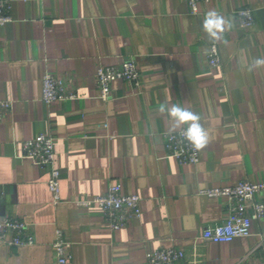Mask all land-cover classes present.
<instances>
[{"label": "crops", "instance_id": "0c3cea01", "mask_svg": "<svg viewBox=\"0 0 264 264\" xmlns=\"http://www.w3.org/2000/svg\"><path fill=\"white\" fill-rule=\"evenodd\" d=\"M12 20L0 26V99L12 110L0 121V217L25 219L33 245L0 244V264H57V229L71 242L68 264H147V251L176 246L179 264L264 261V218L251 234L207 241L203 230L229 216L227 198L203 189L264 180V0H10ZM255 21L239 24L236 9ZM215 10L231 23L210 41L203 20ZM218 44L221 62L209 63ZM136 59L139 85L112 83L100 96L99 65ZM64 79L75 98L46 103L42 77ZM199 114L208 132L197 163L180 164L164 145L170 118L161 105ZM55 137L61 199L47 181L49 166L23 153V141ZM120 183L142 198V215L114 230L99 206L75 200ZM262 198V194H257Z\"/></svg>", "mask_w": 264, "mask_h": 264}, {"label": "built area", "instance_id": "2783aa9c", "mask_svg": "<svg viewBox=\"0 0 264 264\" xmlns=\"http://www.w3.org/2000/svg\"><path fill=\"white\" fill-rule=\"evenodd\" d=\"M193 11L198 9L200 1L211 0H186ZM11 1L0 0V26L12 20ZM239 24L250 27L254 24L253 10L249 7L236 9ZM209 63L217 66L221 62L217 43H213L208 52ZM118 79L128 80L139 85L141 71L136 59L126 58L118 64L99 65L96 69V81L100 89V96L109 99L112 95V83ZM42 97L46 103L75 98L64 79L46 72L42 77ZM12 110V102L0 99V121ZM183 129L174 133H164V145L170 155L176 157L180 164L197 163L200 159V150H194L192 145L180 135ZM23 153L30 157L36 164L49 166L48 187L57 202L61 199V171L55 166L56 147L55 137L48 133H39L23 141ZM202 192L209 196H224L229 206V216L222 223L207 226L202 237L207 241L229 242L238 236L251 234L255 219L264 218V180L251 181L242 179L233 185H223ZM262 194V198H257ZM81 206H99L104 212V217L109 226L117 230L129 221L142 215V198L138 193L126 194L122 191L120 183H113L104 193L81 197L75 200ZM36 238L32 233L29 223L17 216L6 215L0 217V244L6 245H33ZM53 247L57 253V264H68L72 258L71 242L65 237L62 229H57ZM147 264H179L186 258L184 249L176 246L161 247L147 251ZM254 264H264L257 261Z\"/></svg>", "mask_w": 264, "mask_h": 264}, {"label": "clouds", "instance_id": "9594fccd", "mask_svg": "<svg viewBox=\"0 0 264 264\" xmlns=\"http://www.w3.org/2000/svg\"><path fill=\"white\" fill-rule=\"evenodd\" d=\"M231 26V23L215 10H209L203 20V30L213 42L222 41L225 30ZM261 68H264V57H256L252 60L248 70ZM158 112L170 118V133L183 129L180 135L192 145L194 150L198 151L206 146L208 132L201 124L199 114L178 104H173L171 107L161 105Z\"/></svg>", "mask_w": 264, "mask_h": 264}]
</instances>
